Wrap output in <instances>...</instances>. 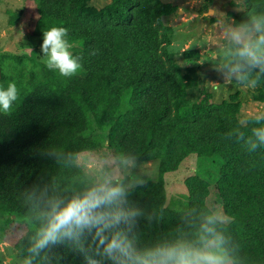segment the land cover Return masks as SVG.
<instances>
[{
	"label": "trees",
	"instance_id": "1",
	"mask_svg": "<svg viewBox=\"0 0 264 264\" xmlns=\"http://www.w3.org/2000/svg\"><path fill=\"white\" fill-rule=\"evenodd\" d=\"M26 1L35 2L39 15L33 34L67 28L82 67L63 77L34 57L0 54V86L14 82L20 94L10 115L0 112V214L27 220L13 241L19 255L31 264H114L95 228L30 252L52 201L67 202L100 185L78 154L109 146L126 159L158 160L160 173L135 187L107 183L125 191L109 211L136 215L104 235L124 231L139 254L182 240L203 247L204 226L213 217L208 227L224 237L233 264H264V146L249 152L246 143L264 120H240L230 100L211 105L189 98V86L203 79L169 49L173 32L164 17L173 6L162 0H110L101 8L92 0ZM244 6L234 23H259L255 39L264 33V0H244ZM237 62L228 63L230 69ZM242 80L260 87L264 98V71ZM192 154L200 169L186 179L179 205L167 204L165 175Z\"/></svg>",
	"mask_w": 264,
	"mask_h": 264
},
{
	"label": "rangeland",
	"instance_id": "2",
	"mask_svg": "<svg viewBox=\"0 0 264 264\" xmlns=\"http://www.w3.org/2000/svg\"><path fill=\"white\" fill-rule=\"evenodd\" d=\"M162 1L174 8L171 15L164 17L165 24L173 32L169 49L182 66L203 79L198 87L189 86V98L211 105L230 100L238 107L240 120L258 119L264 112L261 89L253 82L244 83L242 80L252 72L255 74L257 68H244L234 76L228 65L234 58L238 59L235 47L238 49L241 46L232 40L231 34L240 31L247 41L256 32L255 25L238 27L234 23V17L245 9L244 0ZM108 2L92 0L93 5L99 8ZM38 17L33 1L0 0V54L6 51L43 62V34H33ZM73 49L74 46L70 51ZM78 162L100 185L117 180L127 188L135 187L157 179L160 173L158 160L142 162L126 159L121 151L109 146L80 152ZM199 162L202 163L198 156L192 154L176 171L165 175L167 204L179 205L187 193L185 181L199 171ZM212 198L216 202L214 193ZM216 211L223 217L220 205H217ZM26 221L16 213L0 214V264H28L13 245L14 239L25 231ZM214 251L225 258L226 264H233L223 245Z\"/></svg>",
	"mask_w": 264,
	"mask_h": 264
},
{
	"label": "clouds",
	"instance_id": "3",
	"mask_svg": "<svg viewBox=\"0 0 264 264\" xmlns=\"http://www.w3.org/2000/svg\"><path fill=\"white\" fill-rule=\"evenodd\" d=\"M255 30L260 31L259 23L255 24ZM68 29L65 27H52L43 31V43L41 50L44 63L49 70H56L63 77L75 75L82 67L78 57H74L70 51L72 45L66 39ZM231 38L241 45L236 56L238 62L230 71L235 75L242 69L259 68L264 71V33L255 39L245 41L240 31H234ZM237 79L239 77L237 76ZM20 97L18 88L14 82L6 88L0 86V112L10 115L14 102ZM264 120L262 114L257 123ZM254 137V139L252 138ZM239 138L244 139V133H239ZM249 152H255L257 148L264 146V127H254L252 136L246 141ZM125 196V191L120 186L102 184L89 189L80 196L64 202L52 201L46 215V224L37 234L30 252H39L50 244H56L64 239H75L84 231L96 229L99 245L103 246V255L107 256L114 264H226L225 258L214 249L224 243V237L218 234L214 228L208 225L214 224L213 217L208 218L204 226L206 237L203 247H197L191 242L181 241L156 247L143 254L137 253L133 242L124 231H113L110 238L104 233L117 228L121 223H128L136 213H128L123 210L109 211L113 205H118ZM28 264H31L28 261ZM89 264H98L89 259Z\"/></svg>",
	"mask_w": 264,
	"mask_h": 264
},
{
	"label": "crops",
	"instance_id": "4",
	"mask_svg": "<svg viewBox=\"0 0 264 264\" xmlns=\"http://www.w3.org/2000/svg\"><path fill=\"white\" fill-rule=\"evenodd\" d=\"M107 1H110V0H107Z\"/></svg>",
	"mask_w": 264,
	"mask_h": 264
},
{
	"label": "water",
	"instance_id": "5",
	"mask_svg": "<svg viewBox=\"0 0 264 264\" xmlns=\"http://www.w3.org/2000/svg\"><path fill=\"white\" fill-rule=\"evenodd\" d=\"M234 75V74H233ZM235 76V75H234Z\"/></svg>",
	"mask_w": 264,
	"mask_h": 264
}]
</instances>
